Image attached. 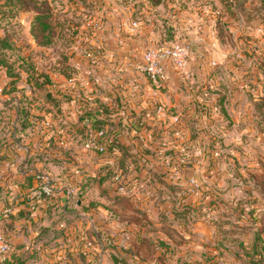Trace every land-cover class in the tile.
<instances>
[{"label":"crops","instance_id":"obj_1","mask_svg":"<svg viewBox=\"0 0 264 264\" xmlns=\"http://www.w3.org/2000/svg\"><path fill=\"white\" fill-rule=\"evenodd\" d=\"M90 1L95 8L82 26L80 37L88 43L81 47V53H77L79 75L66 80L76 89L68 88L73 99L62 104L61 117H65V122L72 127L77 141H85L78 127L89 126L92 119L84 113L93 111L99 114L101 107L98 103L92 109L94 103L87 107L81 99L112 104L109 93L116 91L125 97L123 113L147 109L149 115L146 118L161 130L156 138L142 130L148 136L146 142H153L155 150L148 165L163 180L148 174L146 169L141 172L139 180L144 186L135 195L123 199L136 207L134 216H125L123 228H116L103 217L99 218L93 208L101 202L87 199L88 190L98 188L99 195L113 203L105 193L111 196L116 193L113 176L121 170L118 159L92 154L84 148L82 158L66 164L60 142L52 139L50 133L48 136L37 133V125L42 129L44 125L24 121L22 103L17 104L21 92L10 94L5 91L9 89V77L0 67V212L6 207L13 208L4 232L14 245L12 255L6 261L0 257V264H224L222 261L226 255L239 253L240 239L229 241L228 248H224L227 245L225 240L216 234L215 226H210L205 216L193 211L187 218H179L174 213L176 208L194 207L205 201L202 199L204 191L219 181L207 176L210 157L203 150L199 155L203 161L199 164L193 160L198 158L196 156L185 159L181 144L200 146V142L211 139L232 141L231 127L228 130L227 126L220 124L222 114L215 107L216 94L209 93L219 75L213 72L217 67L212 63L223 61L218 49L214 53L205 48L219 47L212 33L217 25L213 17L218 10L212 8L211 14L199 13L192 9L195 0ZM33 16V11L23 10L12 23L21 26L32 47L36 44L30 32ZM9 21L0 23V34L4 33L3 26ZM93 22L96 26L91 25ZM176 39L191 45L193 59L188 73L169 67L164 81L152 83L140 68L145 49L156 43L168 45ZM121 76L125 91L121 90ZM76 81L85 88L76 87ZM195 82L205 86H194ZM30 88L29 85L26 88L29 93ZM232 99L226 103L227 115L232 119L229 126H236L240 118L232 114V110L237 112ZM197 103L208 107L211 114L195 123ZM10 104L13 106L11 115ZM155 108H163L167 116L155 117ZM177 117L179 124H174ZM177 125L182 129L181 138L175 134ZM196 125L206 127V131L197 134L194 131ZM104 131L107 135L108 130ZM125 139L131 141L132 136L127 133ZM106 165L113 168L112 176L103 183L90 180L105 175L103 167ZM38 172H48L58 180L55 198L33 196ZM135 172L132 170L131 175ZM193 177L198 180L202 194L188 193V181ZM67 189H72L74 196H68ZM171 196L174 200L170 201ZM83 220L86 224L81 226ZM99 242L103 247H98Z\"/></svg>","mask_w":264,"mask_h":264},{"label":"rangeland","instance_id":"obj_2","mask_svg":"<svg viewBox=\"0 0 264 264\" xmlns=\"http://www.w3.org/2000/svg\"><path fill=\"white\" fill-rule=\"evenodd\" d=\"M49 1L56 10L67 11L71 6H73L72 8H77V6H74L75 4L70 3L69 0ZM245 1H247L245 3V11L241 12L239 11V6H235L234 3H232L231 6H225L224 2L221 0H195L192 4V9L197 10V12L199 11V13L207 14L209 12L208 14H211L212 8L218 10L215 14L216 17H213V19L217 20V25L214 26V31L212 33L214 34L213 39L214 41L217 39L219 47L210 46L205 48L207 52L209 50L210 52H214L218 49L219 54L222 52L223 61L221 63L219 62L218 66H216L217 68L215 70L219 72V75L216 76V83L213 82V86L210 87V90L219 88L222 92H226L228 97L226 103L233 98L231 103H233V107L237 112L232 110V114L240 118L237 122L238 125L236 124V126H233L231 122L232 126H229V121L232 120L231 116L227 115L228 118H226L222 115L221 119H223H220V124L227 126L228 130L231 127L230 138H232V141H224L222 139V146L220 147L221 144H218L220 147V151L218 150L219 155L209 158V160L211 158L216 160V166L209 169L207 176L212 179L216 178L219 181L212 183L213 187L208 189L212 191L210 195H202V199L205 201L195 204L196 206L193 207L194 209L197 207L195 213L199 214V216H205V218L209 220V225L211 226L213 225L212 221L216 219L218 214H224V212L227 211V206L218 207V204L213 203L208 205V200L217 203V200H219L217 196L220 195L227 202L235 206L239 205L238 203L240 200L244 201V207H238L239 209L244 208L243 217L238 221V224L241 226L247 225L248 227L243 234L237 237L240 239L239 241H241V244L237 246V252L239 251V253L236 256L226 255V258L222 261L224 264H244L242 261L246 264H264V123L259 124L257 122L260 121V118H262L264 114V17L261 16L262 10L260 13L250 15L249 18H247L248 13L253 14L255 8L261 6V0ZM78 6L79 10H77L76 14L82 15L80 14L84 10L82 9V2H80ZM233 10L238 13L237 19L230 15ZM82 16L86 18V20L90 18V16H86L85 14ZM9 22L10 23H6L5 25L11 30L17 31L16 37L22 42V54H27L32 44H29L25 39V32L21 29L19 24H12L13 20ZM34 47L37 48V43ZM59 49L58 46H50L47 53L41 51L47 58L39 55L37 59L44 65L49 66L50 63L59 60L58 58L61 55L59 54ZM76 52L81 53L79 50H76ZM71 54L72 51H70V53L65 52L63 61L70 64L74 70H65V72L53 74L54 84L50 86L53 91L57 89L68 91L69 87L76 89L66 81L80 73V69L76 66L77 56L72 57ZM224 74H228L225 75L227 78ZM222 75L223 78L221 77ZM120 79L123 84L121 90L125 91V81L122 76ZM76 82V87H84V85L78 84L80 81ZM193 85L199 87L205 86L200 85L198 82L193 83ZM21 87H25L26 89L28 84H21ZM30 92L32 91L30 90ZM42 100V96L37 94V96H35V101H31L33 104V106H31L32 110L37 114L38 118L45 116L44 119H46V116L49 117L51 122L49 133L54 134L55 139L60 142V146H62L63 149L62 155L65 156L64 162L67 164L77 158H82V155L85 153V141H77L78 137L75 136L76 133H74L72 127L65 122V117H61V113L55 111H41V107L43 106ZM81 101L87 104V107L89 103H94L92 109L98 104V101L94 100L81 99ZM123 102L125 105V97H123ZM22 103L24 104V101H22ZM82 105L84 106V104ZM8 109L11 115L13 110L12 104L8 105ZM122 110L123 109L120 108L121 113L118 114L125 116L126 114L125 112L123 113ZM9 112L7 114H9ZM84 114L86 115V113ZM38 118L33 119L40 121ZM36 128H38L37 133L41 134L43 130L42 126L37 125ZM115 129L121 131L119 127ZM156 145L162 144L157 143ZM196 146L199 145L195 144L193 147ZM197 157L198 158H194L193 160L201 164V161H203L201 160L202 158L199 159L200 156ZM204 165L207 167L206 161ZM51 177L58 187V180L55 179L53 175H51ZM88 191L87 199L101 202V205L97 206V208H93L94 214H97L99 218L103 217V220L112 223L116 228H123L126 215L134 216L136 213V207L132 205L131 202L123 200L113 204L107 202L99 195L98 188L94 187ZM180 196L186 198L184 194ZM169 200H174V198L171 196ZM237 212L236 210L235 213ZM157 217L161 219V216L157 215ZM144 219L147 220L149 218L144 217ZM85 224L86 221L83 220L81 226ZM99 226L100 225L97 226L98 230ZM99 232L101 231L99 230ZM228 242L229 240H227V242L226 240L224 241L225 244ZM238 242L236 245H238ZM228 245L229 244L224 248H228Z\"/></svg>","mask_w":264,"mask_h":264},{"label":"trees","instance_id":"obj_3","mask_svg":"<svg viewBox=\"0 0 264 264\" xmlns=\"http://www.w3.org/2000/svg\"><path fill=\"white\" fill-rule=\"evenodd\" d=\"M70 3L75 4L77 8H71L67 11L56 10L52 6L49 0H0V23L4 21L13 20L18 16V14L23 10L33 11L34 16L31 22V34L37 43L36 47H31L27 54H22V45L19 39L16 40V30H11L6 25L3 26L4 33L0 34V67L5 70L9 81L7 86L9 89L5 90L6 92L13 94L16 91H20L19 97L24 104L22 103V118L24 121L30 123V118H38L32 110L31 104L32 100L35 101V96L40 94L42 96L43 106L41 111L52 112L62 114V104L64 102H69L73 99L72 93L64 90L57 89L53 91L50 86L54 84L53 74L59 72H65V70L73 71L74 68L70 64H67L63 61L65 52L72 51V57L77 56L76 50H80L81 47L88 42H85V38L80 40L82 26L85 25L86 18L82 15L90 16V13L95 8V4L90 0H69ZM224 2L225 6H231L232 3L235 6H239V11H245V0H221ZM82 2L83 12L77 15V10H79V3ZM226 9V8H225ZM227 10V9H226ZM264 17V0H261V6L255 8L252 13L247 14V18L250 15L260 13ZM228 11V10H227ZM85 12V13H84ZM229 12V11H228ZM234 18H238V13L233 10L230 14ZM91 29V28H90ZM58 46L60 49V57L54 63H50L49 66L44 65L37 57L41 55L44 58L45 48L50 46ZM41 49V50H40ZM89 48H87V51ZM44 52V53H41ZM217 70L214 71V73ZM219 73V72H218ZM21 84H28L32 88V92L28 94L25 87L21 88ZM209 93L216 94V107L218 111L223 115L227 116L228 111L226 108L227 102V93L222 92L219 88L216 90H209ZM112 104H107L105 102L98 101L100 105V113L95 114L93 111H86V115L92 119V123L89 126L78 127V131L83 135L84 138H87L90 135H96L98 132L108 130L106 135L108 142L106 156H114L118 159L119 168L123 176L125 175L131 179H139L141 172L146 169L148 174L157 176V178L163 180L160 175L153 170L152 167H149V162L151 161V156L155 155V150H153V142L148 141V136H145L142 130H146L148 133L159 137L160 129L158 126L152 125L148 118L149 112L147 109H142L141 111H135L127 113L125 116L119 115L120 108L125 111V105L123 104V95L119 92L109 93ZM202 103H197V112L198 118H194L195 123L199 122V118H205L209 111ZM36 116V117H35ZM38 119H41L38 118ZM260 122L264 123V114L260 118ZM119 127L121 131L116 130L115 128ZM127 130V132H122ZM194 131L198 134L201 131H206V127H201L196 125ZM129 133L132 136L131 141H127L125 136ZM53 139V138H52ZM54 141V140H53ZM200 147L203 151L209 156L212 157L213 152L218 149V144H221V140H207L200 142ZM57 146V145H56ZM112 147H116L120 155L112 153ZM216 166V160H209V169ZM106 172L103 176H94L91 178L92 181H99L103 183L108 177L114 174L113 168H109V165L103 167ZM132 170L136 171L133 175ZM92 177V176H90ZM105 193V190L102 192ZM212 191H204V195H210ZM106 198L113 202L117 203L122 201L125 196L115 193L113 196L105 193ZM217 203L211 200H208V205L218 204V207L227 206V211L224 214H218L216 219L212 221V224L215 226V232L223 240L235 241L237 240L238 235L243 234L247 225L241 226L238 224L240 219L243 217L244 201L240 200L239 205H233L232 203L227 202L220 195L217 196ZM197 209V207H196ZM192 206H184L183 208L174 209L176 217L187 218L188 214L196 211ZM238 211L235 213V211ZM229 226V227H228ZM233 227V228H231Z\"/></svg>","mask_w":264,"mask_h":264},{"label":"built area","instance_id":"obj_4","mask_svg":"<svg viewBox=\"0 0 264 264\" xmlns=\"http://www.w3.org/2000/svg\"><path fill=\"white\" fill-rule=\"evenodd\" d=\"M94 24L95 23L93 22L91 25L94 26ZM192 59L193 54L191 45L184 40L176 39L168 45L156 43L151 44L149 47H147L143 53L140 68L152 83L159 84L167 78L169 67L174 68V70L179 72L188 73ZM212 65L213 67H216L218 66V62L215 61L212 63ZM20 103L21 100H19V103L17 104L19 105ZM205 111H209L207 113V116L211 114L209 108ZM154 114L155 117L162 118L164 116H167V111L163 108H155ZM44 117L39 119L41 122L30 118V122H33L32 124L34 125L42 123L44 125V129L41 131V135L48 136L51 122L47 116L46 119H44ZM91 122L89 121V123ZM173 123L179 124V118L177 117L173 121ZM175 134L179 138H181L182 129L179 127V125L176 126ZM52 136V138H55L54 134H52ZM106 137L107 136L104 135L102 131L98 132L96 135L88 136L87 138H85V148L88 151H91L92 154H106L108 150V142L107 139H105ZM220 147L218 146V149L213 152L212 157L219 155ZM181 148L183 149V153L186 156L185 159H189L191 158V156H201L203 150L200 146L193 147L186 146L184 144H181ZM118 151L119 150L116 147H112L113 154L117 155ZM176 170L179 171L178 167L176 168ZM36 179L38 181V184L32 190L33 196L40 199L55 198L58 187L51 177V174L48 172H38L36 174ZM113 180L115 182V192L125 197L135 195L144 186V184L139 179H131L129 175L128 177L126 175L124 177L121 170L114 174ZM201 190L202 189L199 185L198 180L194 177L190 178L187 188L188 193L191 195L202 194V192H200ZM67 194L71 197L74 196V192L72 189H67ZM12 213L13 208L11 207H6L0 212V257L3 261H6L8 257L11 256L14 252V245L4 232L5 224L9 220ZM98 247H103L102 243L99 242Z\"/></svg>","mask_w":264,"mask_h":264}]
</instances>
